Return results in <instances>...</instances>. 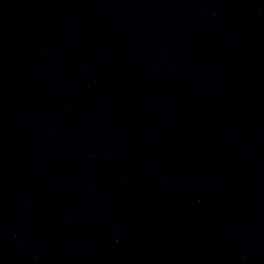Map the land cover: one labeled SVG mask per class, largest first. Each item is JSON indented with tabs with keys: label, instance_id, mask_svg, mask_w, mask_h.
Instances as JSON below:
<instances>
[{
	"label": "water",
	"instance_id": "1",
	"mask_svg": "<svg viewBox=\"0 0 264 264\" xmlns=\"http://www.w3.org/2000/svg\"><path fill=\"white\" fill-rule=\"evenodd\" d=\"M264 76V0H0V264H74Z\"/></svg>",
	"mask_w": 264,
	"mask_h": 264
}]
</instances>
